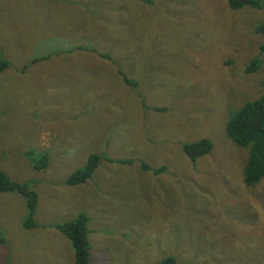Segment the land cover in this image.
I'll return each mask as SVG.
<instances>
[{
    "label": "rangeland",
    "instance_id": "obj_1",
    "mask_svg": "<svg viewBox=\"0 0 264 264\" xmlns=\"http://www.w3.org/2000/svg\"><path fill=\"white\" fill-rule=\"evenodd\" d=\"M261 23L227 0H0V171L37 195L28 228L0 192V264H74L53 225L79 212L87 264H264V177L226 133L264 92Z\"/></svg>",
    "mask_w": 264,
    "mask_h": 264
},
{
    "label": "trees",
    "instance_id": "obj_2",
    "mask_svg": "<svg viewBox=\"0 0 264 264\" xmlns=\"http://www.w3.org/2000/svg\"><path fill=\"white\" fill-rule=\"evenodd\" d=\"M227 4L232 9L249 7L264 10V0H227ZM257 30L264 33V23H261ZM264 47V43L262 45ZM34 59L32 62H35ZM8 67V63L0 55V72ZM246 71H251L249 67ZM226 133L232 141L248 150L247 162L243 171L245 181L248 184L255 183L264 177V92L244 104L230 116L226 123ZM184 149L191 158H196L206 154L210 150V143L207 140H200L196 143L184 144ZM41 158H46L45 154ZM99 156L90 154L85 165L73 170L67 177V186L77 185L85 182L91 177L97 167ZM143 168H147L143 166ZM28 185L18 184L11 181L2 171H0V192L19 191L26 196L27 216L24 226L34 228L33 215L37 205V195L28 191ZM89 216L85 212H79L74 218L54 224V228L63 233L70 241L74 254V264L88 263L89 242L87 239Z\"/></svg>",
    "mask_w": 264,
    "mask_h": 264
}]
</instances>
